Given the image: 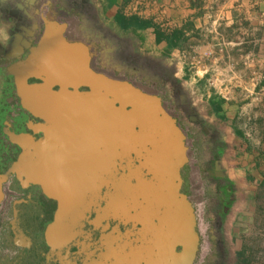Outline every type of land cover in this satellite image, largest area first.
<instances>
[{"label": "water", "instance_id": "95a60500", "mask_svg": "<svg viewBox=\"0 0 264 264\" xmlns=\"http://www.w3.org/2000/svg\"><path fill=\"white\" fill-rule=\"evenodd\" d=\"M28 65L9 71L22 105L34 112L36 87L51 84H28ZM66 80L72 90L55 95L42 138L9 132L24 151L0 174V183L16 173L57 201L45 230L50 249L35 263L193 264L200 239L186 193V135L176 118L158 95L129 82L88 68Z\"/></svg>", "mask_w": 264, "mask_h": 264}, {"label": "crops", "instance_id": "0c3cea01", "mask_svg": "<svg viewBox=\"0 0 264 264\" xmlns=\"http://www.w3.org/2000/svg\"><path fill=\"white\" fill-rule=\"evenodd\" d=\"M88 1L91 7L72 18L70 28L80 19L86 26H111L120 38L128 35L135 55L167 65L164 71L181 92L189 122L209 126L205 134L214 137L206 149L209 174L220 181L215 186L220 192L229 191L222 206L233 200L231 185L237 178L257 174L256 185L262 186L264 0ZM58 3L47 0L49 8L43 3L39 9L53 19ZM174 35L176 45L171 44Z\"/></svg>", "mask_w": 264, "mask_h": 264}, {"label": "flooded vegetation", "instance_id": "af4514ba", "mask_svg": "<svg viewBox=\"0 0 264 264\" xmlns=\"http://www.w3.org/2000/svg\"><path fill=\"white\" fill-rule=\"evenodd\" d=\"M46 1L0 0V174L24 151L23 144L12 141L9 132L29 136L31 140L42 138L40 125L49 122L44 116L49 114V107L55 105L56 94H65L66 88L72 90L63 87L66 76L72 73L88 68L107 79L129 82L158 95L163 105L166 87L169 85L172 95L177 90L176 82L161 70L160 64L155 62L152 66L153 59L135 55L128 35L120 38L111 26L102 28L96 22L86 26L80 19L74 29L70 28V20L91 7L88 0H59L54 5L53 19L39 9L43 3L49 8ZM44 17L57 23L45 22ZM24 62H29L28 84H51L36 87L38 104L34 112L22 105L15 75L9 71L17 67L21 72ZM151 68L156 72L153 80L148 79L147 71ZM78 90L89 91L90 88L79 85ZM179 98V103L174 105L179 115H172L181 127L183 119L189 121L190 115L182 97ZM191 123L213 141L212 134H205L203 124ZM206 146L211 145L206 143ZM16 177L14 173L0 183V264H36V259L50 249L45 230L54 221L57 201L46 196L37 184H23ZM76 249L70 247V251Z\"/></svg>", "mask_w": 264, "mask_h": 264}, {"label": "rangeland", "instance_id": "374dc122", "mask_svg": "<svg viewBox=\"0 0 264 264\" xmlns=\"http://www.w3.org/2000/svg\"><path fill=\"white\" fill-rule=\"evenodd\" d=\"M155 62L160 64L162 71L167 69V65L154 59L152 66ZM147 73L148 79L153 80L156 74L154 69ZM166 91L164 105L168 112L178 116L174 105L179 103L181 92L176 90L172 95L169 85ZM203 126L206 130L209 128L206 124ZM181 128L186 135L184 141L189 166L186 192L195 210L200 239L193 264H264V184L256 185L260 176L237 178V182L231 185L233 200L230 199V203L222 207V202L229 197L215 187L220 181L209 174L213 170L211 164L206 162L207 136L196 130L186 118ZM222 154L229 155L225 150ZM225 159L228 161V156Z\"/></svg>", "mask_w": 264, "mask_h": 264}, {"label": "trees", "instance_id": "16d2710c", "mask_svg": "<svg viewBox=\"0 0 264 264\" xmlns=\"http://www.w3.org/2000/svg\"><path fill=\"white\" fill-rule=\"evenodd\" d=\"M121 21L124 23V25H131L132 23L130 22V23H128L129 21H127V19H121ZM156 35L157 36H161V38H163V35H161L159 32H156ZM178 39H179V37H178V35H174V37L172 38V41H171V44H173V45H176L177 43H178ZM227 196H229V191H226V193H225ZM224 206V205H223ZM222 206V207H223ZM237 254L238 255H241V253L240 252H237Z\"/></svg>", "mask_w": 264, "mask_h": 264}]
</instances>
